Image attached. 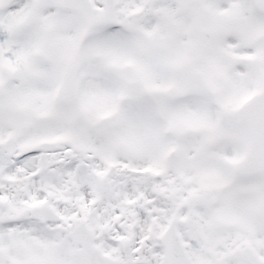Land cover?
Returning a JSON list of instances; mask_svg holds the SVG:
<instances>
[{"label":"snow or ice","instance_id":"obj_1","mask_svg":"<svg viewBox=\"0 0 264 264\" xmlns=\"http://www.w3.org/2000/svg\"><path fill=\"white\" fill-rule=\"evenodd\" d=\"M0 264H264V0H0Z\"/></svg>","mask_w":264,"mask_h":264}]
</instances>
